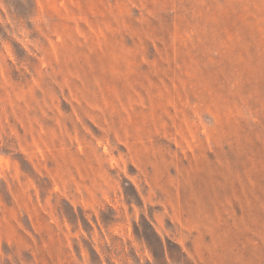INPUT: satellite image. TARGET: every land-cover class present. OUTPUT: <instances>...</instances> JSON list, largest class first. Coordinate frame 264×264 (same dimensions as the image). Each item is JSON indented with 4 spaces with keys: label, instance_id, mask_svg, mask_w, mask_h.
Masks as SVG:
<instances>
[{
    "label": "rangeland",
    "instance_id": "obj_1",
    "mask_svg": "<svg viewBox=\"0 0 264 264\" xmlns=\"http://www.w3.org/2000/svg\"><path fill=\"white\" fill-rule=\"evenodd\" d=\"M0 264H264V0H0Z\"/></svg>",
    "mask_w": 264,
    "mask_h": 264
}]
</instances>
